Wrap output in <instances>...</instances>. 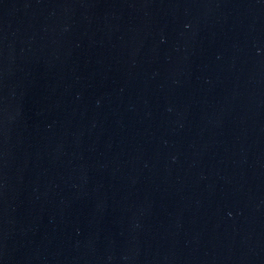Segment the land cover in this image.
<instances>
[{"label": "water", "instance_id": "obj_1", "mask_svg": "<svg viewBox=\"0 0 264 264\" xmlns=\"http://www.w3.org/2000/svg\"><path fill=\"white\" fill-rule=\"evenodd\" d=\"M0 264H264V0H0Z\"/></svg>", "mask_w": 264, "mask_h": 264}]
</instances>
